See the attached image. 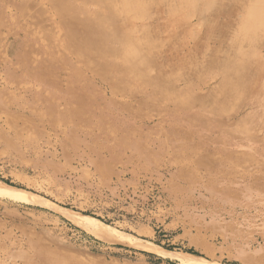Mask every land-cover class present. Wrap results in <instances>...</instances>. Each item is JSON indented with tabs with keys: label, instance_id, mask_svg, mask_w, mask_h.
Here are the masks:
<instances>
[{
	"label": "rangeland",
	"instance_id": "1",
	"mask_svg": "<svg viewBox=\"0 0 264 264\" xmlns=\"http://www.w3.org/2000/svg\"><path fill=\"white\" fill-rule=\"evenodd\" d=\"M123 1L137 5L114 2L139 62L126 80L119 44L88 58L62 47L51 0H0V17L20 37L39 32L59 62L42 68L55 80L28 79L0 50V134L15 142H0V264H185L179 255L264 264L262 77L252 78L254 95L228 97L211 68L252 48L264 55V16L251 17L250 3L234 19L230 1ZM71 4L90 20L100 11ZM193 8L201 18L186 22ZM9 33L2 40L16 37ZM159 71L174 82L157 84ZM85 215L116 231L99 236Z\"/></svg>",
	"mask_w": 264,
	"mask_h": 264
},
{
	"label": "bare ground",
	"instance_id": "2",
	"mask_svg": "<svg viewBox=\"0 0 264 264\" xmlns=\"http://www.w3.org/2000/svg\"><path fill=\"white\" fill-rule=\"evenodd\" d=\"M52 4L56 7V9L59 12V19L57 21V24L60 27H64L65 31V41L66 43L62 45V47L69 48L71 51H73L75 54L78 55H84L90 57H98V54L103 55V53L110 52L117 48V45L119 44V48L116 50H119L123 54L124 58V64L126 65L127 69L122 67V73L119 75V78L122 80H126L130 77L129 75V68L128 67H135L138 66L139 62L136 57H133V55L129 54L127 51L128 46L131 45L132 41V33L130 31L124 32L123 30H126V27L128 26L125 22L122 20H118V17L120 18L121 11L118 10L116 6H114V2L119 1L120 4H125L126 9H128L129 12H132L129 9H136L137 5L129 4L127 1L123 0H81L84 4L89 3L90 1L97 3L100 5V11L98 12V16H92L93 18L87 17V11L86 8L83 9H76L73 4H71V0H51ZM183 1V0H179ZM195 2H200L201 0H194ZM220 1H230L234 6V9H230L227 11L229 14H232L236 18L242 17L243 10L240 13L241 9L245 6V4H249V11L251 17H263L264 16V0H220ZM212 0H207L206 5L210 6ZM259 3H263L258 5ZM25 7H31L26 6ZM24 9V13H26V8ZM196 9L193 8V13H190L189 15L186 14L184 17V20L187 22L190 19H193L194 17H200L201 14H198ZM225 8L222 6L220 8H217L216 12H225ZM43 8H40L37 5L34 4L32 8V12L36 15H39L42 13ZM83 13V14H82ZM35 18V17H34ZM52 24L51 22H49ZM262 23L264 24V18H262ZM39 24V23H38ZM43 25V24H42ZM53 25V24H52ZM54 26V25H53ZM80 28H85L84 33H81ZM117 28L124 32V34L117 36L113 35L114 30H117ZM21 27L17 24H13L10 21L6 20V18H3L1 15L0 17V50L4 51L3 56V62L7 63V61H11V67L13 68V72H16L21 74L22 76L34 80H39L43 75L44 78L48 79L51 78L55 80L54 77V71H45L42 68L44 65L49 66H55V63H59L56 57L54 56V53L47 52L46 46L44 44H41V42H36L34 39L35 37L39 35L41 38L39 32L36 31V34H32V38L30 39L29 34L26 33L25 37H20L21 34ZM89 29H92L93 35L92 37H88L85 32ZM8 31L9 34H15L13 36H16L12 41L8 40H2L3 32ZM63 34V35H64ZM18 35V36H17ZM23 36V35H22ZM11 38V37H10ZM42 39V38H41ZM140 44V43H139ZM261 45H264L261 44ZM264 48V47H262ZM261 49V48H260ZM259 49V50H260ZM45 50L46 53L44 54L42 51ZM259 50L257 48H252L247 54L241 55L238 59H226L225 64L219 63V61L211 62V68L216 70V72H220L222 76V86H221V92L225 94L228 97H232L235 94H243L245 92L250 93L251 95L255 94V91L250 88V86H254L253 79L256 77H262L260 81L261 91L264 92V68H262V64L264 65V55L259 54ZM115 51V50H114ZM103 52V53H102ZM56 53V52H55ZM116 54V53H115ZM107 56V55H106ZM112 59L107 57V61L110 62ZM263 62L261 63V61ZM60 62H64L66 64L74 66L72 60L70 59H64ZM153 63L152 59H148L144 61V66L146 69H150L151 64ZM141 64V62H140ZM90 65L89 62L84 60L83 66L86 68V66ZM132 65V66H131ZM60 66V65H58ZM78 66V65H75ZM82 66V67H83ZM61 67V66H60ZM221 67V68H220ZM79 71L82 70L81 66H78ZM135 71H137V67L134 68ZM162 72V71H161ZM160 71L156 74L154 77V81L157 82V84H172L174 82L173 78H166V76L161 73ZM149 73H153L152 70ZM135 77L142 78L141 75H136L134 73ZM111 76V75H110ZM146 75L143 74V77ZM264 96V94H263ZM45 93L41 92L39 98H44ZM264 98V97H262ZM216 103V102H215ZM207 105V104H206ZM208 106V105H207ZM215 110H220V105L216 106L214 105ZM50 121V120H49ZM51 122V121H50ZM55 125V123H53ZM21 132V131H19ZM22 132L19 133V137H21ZM0 142L4 143L6 146H14L15 142L13 139H10L4 135L0 134ZM84 218L88 221H91L95 223L98 227V235L99 236H109V233H114L116 230L111 229L108 225L103 223L102 221L95 219L91 216L85 215ZM122 240L124 239L123 235H120ZM159 248V247H158ZM157 249V248H156ZM160 249V248H159ZM180 259L185 264H211L210 262L203 260L201 258L196 257H190L186 255H179Z\"/></svg>",
	"mask_w": 264,
	"mask_h": 264
}]
</instances>
